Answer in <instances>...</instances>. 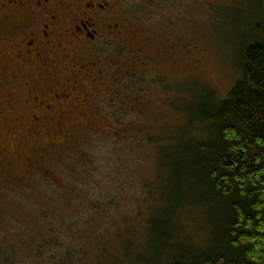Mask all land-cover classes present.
I'll return each mask as SVG.
<instances>
[{
  "label": "rangeland",
  "instance_id": "rangeland-1",
  "mask_svg": "<svg viewBox=\"0 0 264 264\" xmlns=\"http://www.w3.org/2000/svg\"><path fill=\"white\" fill-rule=\"evenodd\" d=\"M121 5L120 52L110 39L106 52L99 56L107 60L94 58L103 61L101 66L108 63L106 71L112 81L115 73L110 68L115 69L121 84L116 94L113 86L103 93L108 102L98 104L100 112L88 109L89 114L80 120L88 123L86 127L71 126L67 119L61 120L60 128L30 127L27 110L20 104L25 95L1 78L0 246H12L21 256H27L22 242L41 241L51 228L63 243L62 249L48 248L44 253L55 256L48 258L53 264L72 251L83 256L78 264H113L115 257L120 259L117 264H153L157 255L151 240L150 252L141 243L144 254L136 249L122 259L118 228H114V224L123 225L121 219L126 216L127 223L138 224L137 202L133 207L128 193L137 192L142 183L150 184V216L162 210L158 200L171 182V157L145 144L150 137L163 144L172 127L175 134L185 130L204 90L224 98L239 76L242 49L254 26L264 27V0H122ZM3 70L2 63L0 77ZM13 71L18 72L17 68ZM171 104L180 115L170 110ZM66 116L79 122L73 115ZM46 117L42 121H52ZM108 190L118 194V204L103 207L99 233L92 235L95 241L88 242L91 245L83 254L72 246V239H65V230L73 229L82 243L88 234L84 220L95 222L91 207L87 204L75 210L60 198L99 199ZM187 220L180 235L182 243L194 248L203 242L207 225L200 216ZM94 243L108 244L109 252ZM138 255H145L143 263Z\"/></svg>",
  "mask_w": 264,
  "mask_h": 264
},
{
  "label": "trees",
  "instance_id": "trees-1",
  "mask_svg": "<svg viewBox=\"0 0 264 264\" xmlns=\"http://www.w3.org/2000/svg\"><path fill=\"white\" fill-rule=\"evenodd\" d=\"M254 29L242 49L239 76L227 95L219 98L213 91L204 90L185 130L175 134L172 127L164 135L168 138L161 140L163 144H156L154 137L145 144L153 145L155 151H167L171 157V182L165 196L158 200L162 210L153 216L150 184L142 183L137 192L128 193L134 200L133 207L135 202L141 203L135 206L139 220L136 226L127 223V216L121 219L123 225L114 224L118 228L116 237L121 240L122 259L136 249L143 253L142 244L150 252L151 240L157 255L153 264L163 258L161 264H264V27L256 25ZM169 108L180 115L173 104ZM101 194L99 199L85 197L79 202L65 195L60 198L75 210L87 204L91 207L95 222L92 224V218L84 220L88 234L82 243L73 229L65 230V239H72V246L83 254L91 245L88 242L95 241L92 235L99 233V224L104 221V217L100 219L103 207L118 204L117 193L108 190ZM198 216L207 225L206 235L199 246L188 248L182 243L181 226L187 219L196 221L193 219ZM40 238L41 241L21 243L27 256H21L12 246H0V264L55 263L48 259L55 256L44 253L48 248L62 249L63 243L51 228ZM101 244L93 245L98 248ZM103 244L102 250L107 254L108 244ZM142 256L145 255L138 257L139 262ZM81 257L74 251L63 253L58 264H78ZM119 262V258L113 259V264Z\"/></svg>",
  "mask_w": 264,
  "mask_h": 264
},
{
  "label": "flooded vegetation",
  "instance_id": "flooded-vegetation-1",
  "mask_svg": "<svg viewBox=\"0 0 264 264\" xmlns=\"http://www.w3.org/2000/svg\"><path fill=\"white\" fill-rule=\"evenodd\" d=\"M121 4L122 0H0V85L3 78L5 85L25 95L20 104L30 127L60 128L66 119L71 126L86 127L88 123L80 120L88 109L99 111L98 104L108 102L103 93L111 86L117 90L121 78L110 68L115 73L112 81L108 63L101 66L100 60L107 59L99 56L110 39L121 50ZM101 98L105 99L95 102ZM46 116L52 121H42Z\"/></svg>",
  "mask_w": 264,
  "mask_h": 264
}]
</instances>
